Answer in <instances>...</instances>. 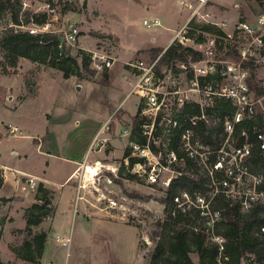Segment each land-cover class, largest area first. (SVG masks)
<instances>
[{
  "label": "rangeland",
  "instance_id": "obj_1",
  "mask_svg": "<svg viewBox=\"0 0 264 264\" xmlns=\"http://www.w3.org/2000/svg\"><path fill=\"white\" fill-rule=\"evenodd\" d=\"M207 1L203 11H211L207 8L209 4L221 7L228 19L220 21L229 26L237 21L254 25L256 19L264 15V1ZM23 2L18 16L7 12L0 14V31L9 27L21 31L31 28L30 25L24 28L25 13L30 10L24 9ZM62 7L57 24L60 27L73 25L80 31L77 47L72 51L74 58L81 49L116 59L110 70L114 73V83L120 86L118 98L112 101L110 108L107 100L98 93L99 87L89 88L80 81L84 77L103 88L108 84L109 70H95L91 65L96 75L87 74L81 68L79 56L76 60L83 77L64 78L59 69L25 59H19L16 68H6L0 51V164H3L0 165V188L5 171L12 172L7 166H39L38 159L43 158L30 153L32 140L29 136L46 131L49 127L46 114H59L65 110L72 109L91 118L100 113L103 115V122L109 124V144L104 154H92L90 158L117 166L125 146V139H120L119 135L132 125L138 99L132 95L122 102L132 81L126 64L138 60L149 63L152 59L149 51L164 49L172 32L181 27L189 13L176 0H67L65 7L70 10L65 14ZM29 13L31 15V11ZM154 18L160 21L159 27L142 25V20ZM115 104H118L116 109ZM8 125L17 126L21 133L11 135ZM54 127L50 126L49 130ZM108 175L114 180L109 185L101 180L99 193L94 191L93 183L88 185L89 193L80 192L86 197H57L58 203L54 192L45 188L49 191L46 197L48 215L45 217L43 210L36 208L44 204L38 197V186L31 192L24 189L21 179V193H12L7 186L11 185L12 179L8 178L0 193V264H146L153 248L151 236L157 232L156 221L164 216L165 190L137 180L115 179L111 173ZM14 180L18 182L17 178ZM68 186L57 191L64 193ZM27 190L30 192L24 194ZM101 192L117 203L115 209L106 208L103 197H97ZM29 215L35 219L41 217V222L37 226L28 224ZM39 232L46 233L41 257L38 258L37 252L31 249L32 261L23 260L25 242H31ZM64 241L66 245H63ZM190 257L198 263L195 254Z\"/></svg>",
  "mask_w": 264,
  "mask_h": 264
},
{
  "label": "built area",
  "instance_id": "obj_2",
  "mask_svg": "<svg viewBox=\"0 0 264 264\" xmlns=\"http://www.w3.org/2000/svg\"><path fill=\"white\" fill-rule=\"evenodd\" d=\"M194 1L197 2L195 7L188 6L189 18L174 31L169 45L156 58L149 63L138 60L126 64L132 81L124 101L132 95L138 98L133 118L138 119L137 129L144 142L132 139L131 125L119 135L120 139H125L126 154L117 166L98 158L91 159L92 154H104L109 144V124L105 122L92 138L74 174L76 197H84L80 192L89 193L88 185L93 183L91 186L99 193L101 180L106 185L114 180L108 173L115 179L132 176L138 182L165 191L182 177L193 179L203 175L208 188L206 193L179 192L173 203L182 213L190 208L200 210L201 215L207 216V227L211 228L218 213L207 212L211 198L206 201L203 197L237 199L242 210L255 202L264 204V177L251 174L246 164L253 146L250 135L264 151V15L259 16L254 25L237 21L229 26L203 11L207 0ZM66 2H23L31 16L46 17L44 23L36 24L31 20L24 23V28L30 25L27 32L31 35H57L59 59L73 57L72 51L80 35L73 25L60 27L57 24L59 8L61 5L64 8ZM142 25L156 28L160 22L157 18L144 19ZM207 26L216 27L220 32H209L204 29ZM169 47L190 48L199 56L197 59L188 56L186 62L159 65ZM79 51L85 52L79 49L77 55ZM87 54L95 70H110L116 62L104 53ZM244 123L251 124L245 127ZM8 127L11 135L21 133L17 126ZM206 129H211L216 138L205 142ZM237 136L243 138L239 144ZM24 184V189L35 191L38 181L24 175ZM97 197H103L106 208L117 207L103 192ZM215 240L220 244V239ZM66 244L64 241L63 245Z\"/></svg>",
  "mask_w": 264,
  "mask_h": 264
},
{
  "label": "trees",
  "instance_id": "obj_3",
  "mask_svg": "<svg viewBox=\"0 0 264 264\" xmlns=\"http://www.w3.org/2000/svg\"><path fill=\"white\" fill-rule=\"evenodd\" d=\"M261 3L264 0H254ZM22 0H0V14L7 12L12 16H18ZM68 7L63 8L64 14L69 11ZM25 24L32 22L42 24L45 22V15H30L25 13ZM209 32H220L216 27H204ZM57 35L42 34L31 35L27 31L13 30L10 27L0 31V51L3 53L6 68H16L19 59L28 60L37 65H43L62 71L64 78L70 76L83 77V72L96 75L90 68L89 55L79 51L74 58L59 59L57 57ZM163 49L153 48L149 52L152 59L156 58ZM80 55L81 68L76 58ZM191 56L197 59L199 54L190 48L169 47L161 56L159 65L169 64L173 61L186 62V58ZM4 72L6 70L4 69ZM138 119L133 118L132 139L140 143L144 142L137 129ZM251 123H244L243 126H250ZM208 136H203L204 141H208L216 134L211 129H206ZM253 146L247 157L246 164L251 174L264 177V151L259 147L255 137L250 135ZM238 144L243 138L237 136ZM125 151L123 156H125ZM127 179L135 181L134 177ZM38 197L44 201L42 207L43 216L48 215L49 203L47 201V191L40 183L38 184ZM206 177L199 176L190 179L182 177L177 182L171 184L165 191L166 197L163 199V213L161 220L156 221L157 232L151 236L153 248L146 264H195L190 255L195 254L198 258L197 264H264V204L255 202L247 210H242L237 199L226 197H203L206 201L210 198L208 207L209 213H218V219L210 227H207V216L201 215L200 210L190 208L182 213L173 203V198L179 192L206 193ZM194 200L196 197H190ZM42 216V215H41ZM27 219L28 224L37 226L40 218ZM221 240L220 244L215 240ZM46 233H36L30 242H25L23 246L22 259L32 261L31 249L41 257ZM26 250V254H24Z\"/></svg>",
  "mask_w": 264,
  "mask_h": 264
},
{
  "label": "crops",
  "instance_id": "obj_4",
  "mask_svg": "<svg viewBox=\"0 0 264 264\" xmlns=\"http://www.w3.org/2000/svg\"><path fill=\"white\" fill-rule=\"evenodd\" d=\"M176 2L179 6H181L183 9H186L187 11L189 10L188 6L195 7L197 5V2L194 0H176ZM207 8L211 10L210 13H212L215 17H218V22H221L220 20L227 21L228 18L224 14L221 7L209 4L207 5ZM189 14L190 11L183 23H185V21L189 18ZM221 15L223 16V18H221ZM173 34L174 32H172V34L170 35L169 43L173 37ZM169 43L167 44V46L169 45ZM107 73L108 84H105L103 86L104 89L101 88V86L98 84L91 83V81H89L87 78L83 77V79L80 81L87 84V87L89 88L99 87V89L97 88L98 93L100 95H103L111 108L112 101L118 98V91L120 89V86L114 83V73H112L111 70H109ZM76 90H80V88H77ZM126 95L124 97H126ZM99 98H101V96H99ZM124 99L125 98H123V101ZM117 107L118 104H115L114 109H116ZM46 117L49 127L53 125H55V127L52 128V130H49L48 127L46 131L41 134L29 136L32 140V144L29 147L30 153H35L34 155L43 158L42 160L38 159V161L40 162L39 166H7V168H10L12 172L8 173L7 171H5V179L3 180V185L0 188V193L3 186L6 185L8 178L12 179L11 185H7L9 187V190H11L12 193H21L19 182L21 183V179L24 180L23 176L25 175L28 177L36 178L38 184L41 183L46 189L52 190V192H54V197H56V203H58L59 201L57 197L75 196L76 183L73 179L74 174L79 164L82 163L92 141V138L100 129V127L105 123L102 119L103 115H101L100 113L91 118L84 114H78L75 110L71 109L65 110L59 114H46ZM113 152L114 151H112L111 154ZM13 155L16 156V153H13ZM16 178L18 182L14 180ZM66 185H69V189L67 191H64V193H60L59 190L57 191V189L63 188V186ZM27 192L29 193L30 191H24V194ZM84 197L86 196L84 195Z\"/></svg>",
  "mask_w": 264,
  "mask_h": 264
},
{
  "label": "water",
  "instance_id": "obj_5",
  "mask_svg": "<svg viewBox=\"0 0 264 264\" xmlns=\"http://www.w3.org/2000/svg\"><path fill=\"white\" fill-rule=\"evenodd\" d=\"M97 78H99V74H97Z\"/></svg>",
  "mask_w": 264,
  "mask_h": 264
}]
</instances>
